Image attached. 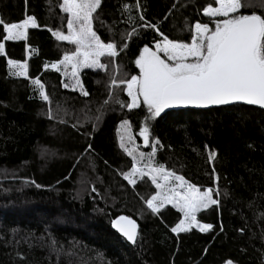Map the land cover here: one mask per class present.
Returning a JSON list of instances; mask_svg holds the SVG:
<instances>
[{"label": "trees", "instance_id": "trees-1", "mask_svg": "<svg viewBox=\"0 0 264 264\" xmlns=\"http://www.w3.org/2000/svg\"><path fill=\"white\" fill-rule=\"evenodd\" d=\"M209 4L216 5L101 0L93 30L116 44L118 55L100 58L111 61L106 69L82 67L77 89L52 67L76 47L53 35L67 31L63 0H0L5 23L28 16L37 23L26 40L5 39L0 25V264H264V109L186 108L149 120L142 101L122 106L130 99L119 82L139 75L142 50L165 36L190 43L198 22L214 29L217 18L203 11ZM241 11L264 13V3ZM9 59L26 63L27 75L13 74ZM121 122L135 136L147 126L159 139L154 165L214 189L219 203L196 214L211 230L175 233L179 209L168 204L154 213L147 206L155 186L147 176L135 185L125 179L133 159L118 142ZM120 215L137 222L135 243L111 227Z\"/></svg>", "mask_w": 264, "mask_h": 264}, {"label": "snow or ice", "instance_id": "snow-or-ice-1", "mask_svg": "<svg viewBox=\"0 0 264 264\" xmlns=\"http://www.w3.org/2000/svg\"><path fill=\"white\" fill-rule=\"evenodd\" d=\"M213 3L218 6L209 4L203 10L204 15L225 17L221 21H214V30L210 29L208 24L198 22L195 24V35L191 43L175 42L166 36L162 45L157 43V51L163 52L167 61L172 63L161 59L157 51H151L148 47L143 49L140 58L135 61L140 69V75L119 82L126 83L127 94L132 99L131 104L122 106L130 109L140 107L138 98L143 97L149 120H154L166 109L177 106L208 107L243 102L264 108V13L241 11L254 6V0H213ZM100 5L101 0H63V11L70 14L67 21L68 33L64 35L61 32H53V35L58 40L68 41L76 46L72 53L66 54L61 61L72 64L73 76H77L81 67L106 69L111 61L102 63L100 58L105 55L114 58L118 55L117 45L102 42L97 32L93 30V20L98 18L94 17L93 13ZM140 19L144 20V17L141 16ZM0 25H3L7 33L5 37L7 40H26L27 30L30 27H37L36 19L32 16L26 17L22 22L10 24L0 19ZM145 25L153 27L147 21ZM3 51L4 44L0 43V53ZM8 64L12 68L23 70L13 74L27 75L26 63H17L9 59ZM52 67L56 68L57 65L54 64ZM33 83L39 86L42 98L48 101V95L43 92L44 85L38 79H34ZM112 84L119 87L114 77ZM83 94L88 95L87 92ZM140 135L147 146L150 138L149 127H144ZM153 140L152 152L148 154L149 165L146 166L154 173L151 176L152 182L158 189L163 188L164 185L157 181V174H160L165 184L170 177L180 183L177 187L168 188L162 197L159 193L153 196L147 201V206L157 213L164 203L173 204L189 223L185 225V222L181 221L172 231H189L196 222V213L218 204L219 201L213 198L214 189L201 191L187 183L183 176L166 171L163 165L151 167L152 157L160 145L159 139L153 137ZM121 147L129 155L135 152V148L125 147L123 141ZM214 155L211 154L209 159H213ZM144 156L145 154L141 152V159ZM137 172L142 176L147 175L143 169L133 168L132 172L125 175V179L135 185L136 181L131 177ZM177 188L185 190L181 192ZM158 199L161 200L159 206L155 203ZM113 226L129 241L135 243L136 224L133 220L120 216L114 220ZM211 228V225H202L200 230L208 231Z\"/></svg>", "mask_w": 264, "mask_h": 264}, {"label": "rangeland", "instance_id": "rangeland-1", "mask_svg": "<svg viewBox=\"0 0 264 264\" xmlns=\"http://www.w3.org/2000/svg\"><path fill=\"white\" fill-rule=\"evenodd\" d=\"M215 6H218V5H215ZM214 6V7H215ZM68 16H69V18L68 19H70V14L68 13ZM214 18H217V20H215V21H221V20H223V19H225V17H214ZM214 28H215V23H214ZM214 30V29H213ZM67 33H68V29H67V31L65 32V33H62V34H64V35H67ZM195 35V25H194V34H193V36ZM6 36H7V33H6ZM2 43V42H1ZM157 43H160L161 45L163 44V40H161V41H159V42H157ZM157 43L155 44V46H154V48L153 49H150L151 51H157V49H156V45H157ZM191 43V42H190ZM142 52H143V50H142ZM142 52H141V54H142ZM71 53H69L68 55H70ZM140 54V55H141ZM157 54L161 57V59H164V60H166L167 61V57L164 55V53L163 52H158L157 51ZM65 56V55H64ZM64 56L62 57V59L60 60V61H58V62H56V63H54L55 65H57V67H56V69H58V70H60L61 71V73H62V75H63V77L65 78V80H66V84H68L70 87H72V88H77V89H79V87H80V77H79V71H80V69L82 68H80L79 69V71H78V74H77V76H73L72 75V73H73V67H72V64L71 63H67V64H65V63H61V61L63 60V58H64ZM139 58H140V56H139ZM138 58V59H139ZM191 59V58H190ZM167 62H169V63H172L171 61H167ZM54 64H52V65H54ZM15 69V71H17V72H21V71H23L22 69H20V68H14ZM139 75H140V72H139ZM138 75V76H139ZM77 79L79 80V84H77ZM126 91H127V87H126ZM129 99H130V102H129V104H131L132 103V99H131V97H129ZM139 99V102H143V97H139L138 98ZM141 132V131H140ZM117 134H118V142H119V145H120V147H121V143H122V141H123V143H124V145H125V147H127L128 149H132V148H135V152L133 153V155H130L131 157H132V159H133V165H132V168H131V170L129 171V173L130 172H132V169L133 168H138V169H143V171L145 172V173H147V175H143V176H147L150 180H151V182H152V179H151V176L154 174V173H152V172H150L149 171V168L148 167H146L147 165H149V158H148V154L149 153H151V152H145V151H143V149H145V148H143L142 147V139H143V137L140 135V134H138V136H135V134L132 132V130H131V127H130V125L128 124V123H125V122H121L119 125H118V129H117ZM149 134H150V138H149V144L147 145V147L146 148H148V147H151L152 148V145H153V137H152V135H151V133L149 132ZM122 148V147H121ZM123 150H124V148H122ZM125 151V150H124ZM126 152V151H125ZM141 152H143L144 154H145V156L141 159V157H140V153ZM127 153V152H126ZM133 157H135V159L133 158ZM151 167H153V168H155V167H157V165H154L153 164V162L151 161ZM166 171H169V172H172V171H170V170H167L166 168H164ZM174 173V172H173ZM128 174V173H127ZM174 175H177V176H180V175H178V174H176V173H174ZM140 177H142V175L139 173V172H137L136 174H134L131 178L133 179V180H135V179H138V178H140ZM186 180V179H185ZM157 181L160 183V184H162V185H164V187L163 188H160V189H158L157 187H156V184L155 183H153V185L155 186V193L148 199V200H150L153 196H155V195H157L158 193L161 195V197L164 195V193L167 191V189L168 188H172V187H177L178 185H179V181H176L174 178H172V177H170L169 178V180H168V183L167 184H165V182H164V180L161 178V175L160 174H157ZM187 181V180H186ZM187 183H190V182H188L187 181ZM191 184V183H190ZM186 187V186H185ZM196 187V186H195ZM199 188V187H198ZM201 191H204V190H207V189H209V188H199ZM177 190H179V191H181V192H183L185 189L184 188H177ZM214 198V197H213ZM215 199V198H214ZM155 203H156V205L157 206H159L160 204H161V200L160 199H158L157 201H155ZM172 205V206H174L173 204H171V203H164V206L165 205ZM175 208H177L178 209V207H176V206H174ZM162 208V207H161ZM181 214H182V216H181V219H180V221L173 227V228H175L178 224H180L181 223V221H184L185 222V225H187L189 222L188 221H186L185 220V217H184V214L181 212ZM197 214V213H196ZM202 225H209V224H207V223H204V222H201V221H199V220H197V217H196V222H195V224H193L190 228H196V229H198V230H200V227L202 226ZM172 228V229H173ZM201 231V230H200ZM175 233H177V232H175ZM223 264H235L234 262H232V261H230V260H227V261H225Z\"/></svg>", "mask_w": 264, "mask_h": 264}, {"label": "water", "instance_id": "water-1", "mask_svg": "<svg viewBox=\"0 0 264 264\" xmlns=\"http://www.w3.org/2000/svg\"><path fill=\"white\" fill-rule=\"evenodd\" d=\"M233 104H244V105H248V104H245V103H243V102H234V103H232V104H228V105H233ZM218 106H222V105H211V106H208V107H195V106H191V105H188V106H177V107H173V108H170V109H166L165 111H173V110H180V109H186V108H191V109H209V108H214V107H218ZM249 106H253V107H257V108H261V107H259L258 105H249ZM261 109H264V108H261ZM142 147L143 148H145V147H147L145 144H144V140L142 139ZM120 216H125V215H120ZM120 216H118V217H116L114 220H116V219H118ZM125 217H127V218H129V219H131L130 217H128V216H125ZM114 220L112 221V223H111V227L119 234V235H121L127 242H129V243H133V242H131V241H129L120 231H118L117 230V228H115L114 226H113V222H114ZM131 220H133V219H131ZM134 221V223L136 224V237H137V232H138V224H137V222L135 221V220H133Z\"/></svg>", "mask_w": 264, "mask_h": 264}]
</instances>
